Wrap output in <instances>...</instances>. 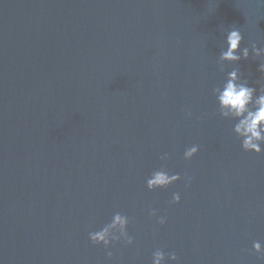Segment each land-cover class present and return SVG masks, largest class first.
<instances>
[{
  "label": "water",
  "instance_id": "water-1",
  "mask_svg": "<svg viewBox=\"0 0 264 264\" xmlns=\"http://www.w3.org/2000/svg\"><path fill=\"white\" fill-rule=\"evenodd\" d=\"M233 26L264 46V4L0 0V264H264V152L212 93ZM258 63L238 62L256 87ZM162 166L181 179L149 190ZM116 211L134 241L109 260L88 233Z\"/></svg>",
  "mask_w": 264,
  "mask_h": 264
},
{
  "label": "clouds",
  "instance_id": "clouds-1",
  "mask_svg": "<svg viewBox=\"0 0 264 264\" xmlns=\"http://www.w3.org/2000/svg\"><path fill=\"white\" fill-rule=\"evenodd\" d=\"M264 4V0H258ZM243 34L235 26L225 33V47L220 49L217 59V68L221 73L225 72L226 63L234 65L230 71L226 72L225 78L212 88L215 96L218 114L234 121L233 132L241 140V147L244 151L261 153L264 152V81H256L258 87L250 84L249 79L243 75L238 62L247 60L250 55L259 60L257 70L264 74V46H258L252 42L250 47H241ZM187 115L192 114L189 111ZM199 150L198 145H192L185 149L183 155L185 159L192 158ZM168 153H164L160 159L166 160ZM181 179L179 173H170L165 167L154 170L146 179V186L149 190L166 188ZM188 181L191 177H186ZM180 194L173 193L170 203H178ZM150 215L156 216L157 209L150 210ZM166 216H159L158 223H166ZM130 217L127 214L116 211L111 220L101 228L88 233L93 244L103 245L107 250L106 256L110 260L113 256L110 250L116 242L130 245L134 237L129 234L128 225ZM255 252L260 253V259L264 260V246L261 242L253 241ZM176 261L175 251L165 252L157 248L152 253V264H166V261Z\"/></svg>",
  "mask_w": 264,
  "mask_h": 264
}]
</instances>
